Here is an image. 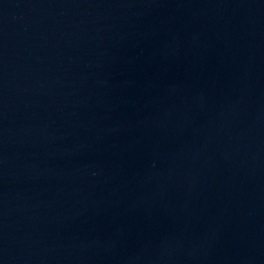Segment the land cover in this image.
<instances>
[{"label": "water", "instance_id": "95a60500", "mask_svg": "<svg viewBox=\"0 0 264 264\" xmlns=\"http://www.w3.org/2000/svg\"><path fill=\"white\" fill-rule=\"evenodd\" d=\"M0 264H264V0H0Z\"/></svg>", "mask_w": 264, "mask_h": 264}]
</instances>
